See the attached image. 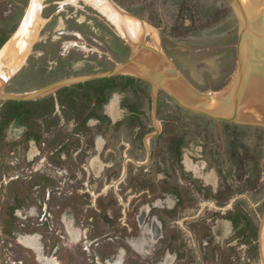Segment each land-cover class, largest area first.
I'll list each match as a JSON object with an SVG mask.
<instances>
[{"label":"rangeland","instance_id":"1","mask_svg":"<svg viewBox=\"0 0 264 264\" xmlns=\"http://www.w3.org/2000/svg\"><path fill=\"white\" fill-rule=\"evenodd\" d=\"M110 2L207 107L229 94L242 29L231 0ZM32 3L0 0L3 93L104 74L129 57L84 0H41L33 33L16 36ZM144 78L0 98V264H264V128L192 113Z\"/></svg>","mask_w":264,"mask_h":264},{"label":"bare ground","instance_id":"2","mask_svg":"<svg viewBox=\"0 0 264 264\" xmlns=\"http://www.w3.org/2000/svg\"><path fill=\"white\" fill-rule=\"evenodd\" d=\"M84 1L91 4L103 14L112 25H114L121 37L131 44L133 50L145 46V44L140 46L145 29L137 24L136 20L139 21L137 18L121 11L120 8L112 4L110 0ZM237 1H240L239 12L241 15L242 27L240 45L242 78L240 83L236 86L237 89H233L232 92L230 91L231 94L229 95L225 94V98L214 100L208 107L214 110H231L232 103L230 99L231 96L237 92L239 101L237 105L234 106V113L239 112V114L241 113L242 115H251L247 118H264V0ZM41 7V0H33L24 24L16 36L31 34L30 31L32 32L35 26ZM154 61L155 59L151 55L142 52L125 72L132 71L145 78H152L153 81L160 79L161 76L164 78L166 73L163 67L160 64H155ZM1 81L2 75H0V82ZM169 83H173V81H169ZM172 85L185 98L189 100L194 98L190 96V91L186 89L182 82L177 80ZM2 86L3 83H0V92ZM240 102H243V105H241ZM226 231L227 226L224 223H220L215 228V234L217 236L223 235Z\"/></svg>","mask_w":264,"mask_h":264},{"label":"water","instance_id":"3","mask_svg":"<svg viewBox=\"0 0 264 264\" xmlns=\"http://www.w3.org/2000/svg\"><path fill=\"white\" fill-rule=\"evenodd\" d=\"M232 6L240 20L241 23V15L239 12V6L237 0H231ZM242 30V29H241ZM131 46V44L129 43ZM241 34H240V39L239 43L237 45V50H238V63H239V72L237 77L235 78L234 85L231 89V92L233 89H237L236 86L240 83V80L242 78V58H241ZM131 53L129 57L120 64H116L111 70L107 71L104 74H98V75H92V76H80V77H72V78H66L62 79L59 81H56L54 83H51L37 91H34L32 93H27V94H5L2 91L0 92V98H5V99H12L16 101H29L32 99H36L42 96H45L54 90H57L60 87L79 82V81H89V80H97V79H105L109 78L118 74H123L127 68H130V65L133 64V62L139 57V55L147 51L152 55V57L155 59L154 63L159 65L163 64L170 70V74H166L164 78L162 76L158 80H154L152 78H144L148 80L151 85H152V91L154 94L156 93V90L160 87L162 88L179 106L182 108L201 115L203 117H207L209 119L215 120V121H227V122H232V123H242V124H248V125H254V126H260L264 128V118H247V117H237L234 115V109L237 105V102L239 101L238 99V94L235 92L234 95L231 96V105L232 109L231 110H214L213 108L207 107V101L206 98L207 96L198 92L197 89L189 82L187 79L183 76L180 68L177 66V64L168 58L161 50L154 48L152 46H142L136 50H133L131 46ZM160 80V81H159ZM180 81L184 84L186 89L190 91V96L194 97L193 99H187L185 98L182 94L179 93V91L172 85L173 83H169V81ZM159 81V82H158ZM228 94V93H227ZM229 94H231L229 92ZM228 94V95H229ZM225 94H221L218 97H215L214 100L217 99H222ZM211 105V104H210ZM234 107V108H233Z\"/></svg>","mask_w":264,"mask_h":264},{"label":"crops","instance_id":"4","mask_svg":"<svg viewBox=\"0 0 264 264\" xmlns=\"http://www.w3.org/2000/svg\"><path fill=\"white\" fill-rule=\"evenodd\" d=\"M146 216H147V211H145V209H142L141 210V212H140V215H139V217H138V219H139V221H140V223L142 224V222L146 219ZM154 227V233L156 234V232H155V228H157L155 225L153 226ZM229 230H230V228H229ZM229 230H228V232H229ZM214 236L216 237V238H223V235L221 236V237H217L216 235H215V232H214ZM225 237H227V236H225ZM155 238H158V235L157 236H155ZM171 261V258H167V264L169 263ZM121 263V260L119 261L118 260V262H116V263H114V264H120Z\"/></svg>","mask_w":264,"mask_h":264},{"label":"flooded vegetation","instance_id":"5","mask_svg":"<svg viewBox=\"0 0 264 264\" xmlns=\"http://www.w3.org/2000/svg\"><path fill=\"white\" fill-rule=\"evenodd\" d=\"M113 26V25H112ZM128 43V42H127ZM128 45H129V43H128ZM130 46V45H129ZM130 48H131V46H130ZM260 242H261V236H260Z\"/></svg>","mask_w":264,"mask_h":264}]
</instances>
